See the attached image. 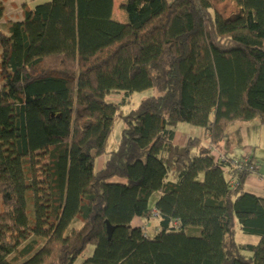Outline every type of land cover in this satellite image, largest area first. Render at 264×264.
I'll return each instance as SVG.
<instances>
[{
	"label": "trees",
	"instance_id": "obj_1",
	"mask_svg": "<svg viewBox=\"0 0 264 264\" xmlns=\"http://www.w3.org/2000/svg\"><path fill=\"white\" fill-rule=\"evenodd\" d=\"M121 9L37 0L7 18L0 0V264H264L253 161L212 153L229 124H264V0ZM182 123L211 146L176 143Z\"/></svg>",
	"mask_w": 264,
	"mask_h": 264
},
{
	"label": "crops",
	"instance_id": "obj_2",
	"mask_svg": "<svg viewBox=\"0 0 264 264\" xmlns=\"http://www.w3.org/2000/svg\"><path fill=\"white\" fill-rule=\"evenodd\" d=\"M5 4V17L13 18L21 15V7L24 2L33 3L37 0H3ZM122 3L125 0H121ZM9 3L10 10L6 4ZM121 16L115 15V3L113 0V18L119 21L126 20V13L123 9L119 11ZM120 17V18H119ZM183 128V127H182ZM176 129L175 142L185 144L190 136H198L201 138V145L209 147V141L205 136L204 130L196 127H185L184 129ZM262 129L264 133V124L258 120L249 122H235L229 124L226 136L212 146V153L215 156L225 155L226 157H238L247 154L253 162L257 163L255 172L249 174L244 181V189L264 196V137L253 135L254 129ZM252 134V137H251ZM211 146V145H210Z\"/></svg>",
	"mask_w": 264,
	"mask_h": 264
},
{
	"label": "rangeland",
	"instance_id": "obj_3",
	"mask_svg": "<svg viewBox=\"0 0 264 264\" xmlns=\"http://www.w3.org/2000/svg\"><path fill=\"white\" fill-rule=\"evenodd\" d=\"M114 3H115V15L121 16L119 11L121 10L122 1L121 0H114ZM6 7L8 10H10L9 3L6 4ZM154 93H155L154 89H149V90H145V91H141V92H133L131 97H130V101L122 107V110L126 111L130 108H135L136 106H138L141 99H143V98H145L151 94H154ZM106 98H107V100H117L116 95H108ZM182 127H195V126H192L189 124H184V123L179 124L177 126L178 129H181ZM196 128H198V127H196ZM121 129H122L121 119L117 118L116 121L114 122L113 129H112V131L109 135V138L107 140V145H106L107 150L115 149L117 147L118 141L120 139ZM261 130L262 129H260V128L254 129L252 134L257 135V136H262ZM252 134H251V137H252ZM263 137H264V133H263L262 138ZM105 159H106L105 153L97 156L95 159V163H94V169L96 170V169L100 168L102 166V164L104 163ZM155 197H156V194H153L151 196L150 201H149L150 204L153 203ZM143 221L144 220L142 218L135 217L133 219V224H143L144 223ZM149 221H151V220H149ZM149 221L148 220L146 221L145 228H146V225L148 224ZM146 230L147 231H153L154 226L150 224V226H148V228ZM235 240L237 242H256L258 240V237L255 235L244 234V233L240 232V230L237 228ZM90 251H91V249H90ZM78 262H80V260H77L74 264H77Z\"/></svg>",
	"mask_w": 264,
	"mask_h": 264
},
{
	"label": "built area",
	"instance_id": "obj_4",
	"mask_svg": "<svg viewBox=\"0 0 264 264\" xmlns=\"http://www.w3.org/2000/svg\"><path fill=\"white\" fill-rule=\"evenodd\" d=\"M223 157H224L223 155H219V158H223ZM246 159L249 161L250 160L249 156H246ZM249 168L252 169V171H255L256 168H257V163L256 162H251L249 164Z\"/></svg>",
	"mask_w": 264,
	"mask_h": 264
},
{
	"label": "water",
	"instance_id": "obj_5",
	"mask_svg": "<svg viewBox=\"0 0 264 264\" xmlns=\"http://www.w3.org/2000/svg\"><path fill=\"white\" fill-rule=\"evenodd\" d=\"M111 231H112V229H111L110 225L107 224V232H108V235H110Z\"/></svg>",
	"mask_w": 264,
	"mask_h": 264
}]
</instances>
